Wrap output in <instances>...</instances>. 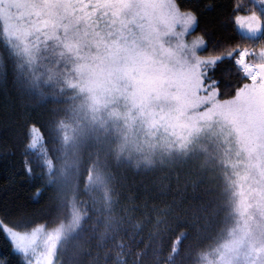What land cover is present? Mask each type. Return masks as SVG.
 Masks as SVG:
<instances>
[{"label":"snow or ice","instance_id":"obj_1","mask_svg":"<svg viewBox=\"0 0 264 264\" xmlns=\"http://www.w3.org/2000/svg\"><path fill=\"white\" fill-rule=\"evenodd\" d=\"M0 36V91L6 99L27 87V74L19 71L24 64L14 58L23 56L31 70L53 46L70 65L62 70L59 91L75 90L65 99L83 97L73 118L86 107L92 124L107 130L112 122L115 133L103 161L97 147L84 175L85 192L105 186L109 206L120 199L112 164L147 171L160 154L186 157L205 134L220 137L233 168L224 175L238 199L224 217L234 222L208 242L204 259L264 264V0H207L202 6L199 0H0ZM221 66L235 75L226 88L216 75ZM48 82L56 83L54 76ZM3 127V167L14 168L18 156L19 179L40 181L33 199L49 195L39 220L22 204L0 213V234L9 248L0 264H65L68 242L86 214L65 188L72 170L79 187V141L90 129L79 119L69 123L46 96L12 108ZM189 223L176 216L168 225L174 234L169 258L181 245L190 254Z\"/></svg>","mask_w":264,"mask_h":264},{"label":"trees","instance_id":"obj_2","mask_svg":"<svg viewBox=\"0 0 264 264\" xmlns=\"http://www.w3.org/2000/svg\"><path fill=\"white\" fill-rule=\"evenodd\" d=\"M206 2L207 0H199L201 6ZM2 43L3 37L0 36V45ZM60 51L61 49L53 46L42 51L31 70L24 63L23 56L14 58L17 63L24 64L19 71L22 76L27 74V79L23 81L27 87L21 96L13 92L11 99H6L0 91V151H3L4 140L7 138L3 125L12 108L36 103L42 96L47 97L48 104L55 103L59 114L67 117L68 122L74 120L77 123L79 116L73 118L72 110L79 107L83 97L65 99L75 90L59 91L57 83L63 82L62 70L70 67L66 60L60 58ZM67 60H72V57L68 56ZM216 75L222 81L223 88L235 80L234 73L226 66H221ZM35 76H39V80L32 82ZM49 76H54L56 83H49ZM80 121L85 129H90L88 138H81L79 141L84 163L76 191L78 205L86 214L78 236L80 250L71 264H200L207 252L208 242L222 226L225 230L229 227L232 217L225 220V213L234 207L237 198L232 195L235 189L229 188L224 175L226 172L231 175V165L229 157L224 154L221 140L218 139L220 144L216 149H208L207 153L198 149L189 151L186 157L175 153L170 157L160 154L154 158V166L147 171L143 166L136 172L124 163L112 164L115 187L120 192V199L119 203L109 206V194L106 193L105 186H93L89 192H85L84 175L94 159L97 147H100V158L103 161L107 140L114 135L115 129L110 130L113 131L110 137L99 122L90 124L91 121L87 119ZM69 151L71 157V148ZM90 152L93 155H89ZM15 159L17 164L11 169H5L0 162V213L6 206L22 204L39 220L46 215L44 205L49 193L45 192L33 199V192L40 181L38 178L21 181L19 157ZM108 160L111 164V156ZM177 174L179 179L176 178ZM193 186L197 193L194 198ZM51 196L50 203L54 207L56 193L52 192ZM226 201H231V204L226 206ZM176 216L190 221L189 242L192 247L190 254L185 255L184 245H181V251L169 258L170 235L174 234L169 233L167 228ZM157 217L161 218L159 223ZM162 241L163 248L160 249ZM8 252L6 240L0 234V258Z\"/></svg>","mask_w":264,"mask_h":264},{"label":"rangeland","instance_id":"obj_3","mask_svg":"<svg viewBox=\"0 0 264 264\" xmlns=\"http://www.w3.org/2000/svg\"><path fill=\"white\" fill-rule=\"evenodd\" d=\"M77 116H79V120L80 119H82V120H85V119H87L88 121H91V116H92V114L90 113V112H88V110H87V108L85 107V108H83L81 111H80V113L79 114H77ZM105 118H107L106 117V114H105ZM76 119V118H75ZM77 120V119H76ZM74 121V120H73ZM72 120H70V122L69 123H71V124H73L74 126L76 125V122H73ZM111 121H109V123H108V126H107V130H106V128L104 127V130H105V132H106V134H107V136H109L110 135V137H111V134L113 133V131H110V130H114V128L112 127V125H111ZM90 124H92V123H90ZM90 124L88 125V126H90ZM114 133H115V131H114ZM105 134V135H106ZM218 139L219 140H221V138L220 137H212L210 134H205L204 136H202L201 138H199L198 140H196L192 145H191V150L190 151H192V150H198V149H201V150H203V151H201L202 153H207V150L208 149H211V150H213V149H216V146H219V141H218ZM224 145H223V149H224ZM70 152V151H69ZM234 157V156H233ZM74 159V158H73ZM236 158L234 157V159L233 160H235ZM228 162H229V159H228ZM243 165H239L238 166V170H240V171H242L243 170ZM229 169H230V174H232L233 173V168L230 166L229 167ZM233 178H235V177H233ZM75 183H76V176H75V170H72L71 172H70V174H69V179H68V182H67V187L65 188V192L68 194V195H71V194H75L76 195V191H77V188H75L74 187V185H75ZM56 199H57V197H55ZM238 198H236V200H237ZM84 220V219H83ZM234 222V217H232V219H231V222H230V225L232 224ZM82 223H83V221H82ZM229 225V226H230ZM81 227H82V225H81ZM81 227H80V229H78V232H77V235H75L74 237H72L71 239H70V241L68 242V249H69V251H68V253H67V256H68V260H71V262L72 261H74L76 258H77V256H78V252H79V250H80V243L78 244V242H79V238H78V236H79V234H80V230H81ZM224 236H226V232H225V234H224ZM73 254H76L75 256L73 255ZM68 260H66L65 261V264H68ZM200 264H208V262H207V260L206 259H203L201 262H200Z\"/></svg>","mask_w":264,"mask_h":264}]
</instances>
